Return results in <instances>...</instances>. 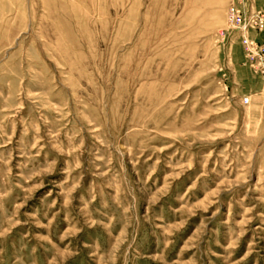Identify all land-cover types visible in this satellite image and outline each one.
Wrapping results in <instances>:
<instances>
[{
	"label": "rangeland",
	"instance_id": "1",
	"mask_svg": "<svg viewBox=\"0 0 264 264\" xmlns=\"http://www.w3.org/2000/svg\"><path fill=\"white\" fill-rule=\"evenodd\" d=\"M235 1L0 0V264H264Z\"/></svg>",
	"mask_w": 264,
	"mask_h": 264
},
{
	"label": "built area",
	"instance_id": "2",
	"mask_svg": "<svg viewBox=\"0 0 264 264\" xmlns=\"http://www.w3.org/2000/svg\"><path fill=\"white\" fill-rule=\"evenodd\" d=\"M231 10L233 34H239L248 63L261 77L264 87V42L256 40L250 34L264 31V9H256L251 0H236ZM245 104L250 103L245 98Z\"/></svg>",
	"mask_w": 264,
	"mask_h": 264
},
{
	"label": "crops",
	"instance_id": "3",
	"mask_svg": "<svg viewBox=\"0 0 264 264\" xmlns=\"http://www.w3.org/2000/svg\"><path fill=\"white\" fill-rule=\"evenodd\" d=\"M256 1V7L262 8L264 7V0H255ZM257 35V34H256ZM263 35V34H262Z\"/></svg>",
	"mask_w": 264,
	"mask_h": 264
}]
</instances>
